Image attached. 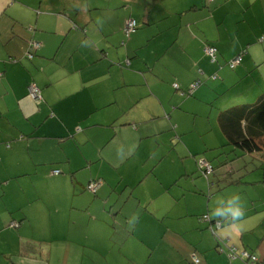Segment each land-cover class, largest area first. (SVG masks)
<instances>
[{"label":"crops","instance_id":"0c3cea01","mask_svg":"<svg viewBox=\"0 0 264 264\" xmlns=\"http://www.w3.org/2000/svg\"><path fill=\"white\" fill-rule=\"evenodd\" d=\"M0 73V264H264V202L213 215L264 184V149L230 145V178L198 165L219 113L264 94V0H0Z\"/></svg>","mask_w":264,"mask_h":264},{"label":"trees","instance_id":"16d2710c","mask_svg":"<svg viewBox=\"0 0 264 264\" xmlns=\"http://www.w3.org/2000/svg\"><path fill=\"white\" fill-rule=\"evenodd\" d=\"M137 25H138V23H137ZM33 41H35V40H33ZM30 42H32V41H30ZM30 42H29V44H30ZM208 45H213L217 48V54H216V59H217L218 50H219L218 47L213 43H210ZM37 50L33 51V57L36 55ZM29 51H30V45H29V49L27 51V54ZM239 55H242V59L240 60L239 63H237L234 67H232L231 62L236 57H238ZM27 57L30 58L28 55H27ZM33 57H31V59ZM243 57H244V53H240V54L236 55L232 60L228 61V66L231 69H235L238 65L241 64V62L243 61ZM211 59H212V61H216V59L213 60L212 57H211ZM211 77L213 79H216V78H218V74H214ZM196 82H198V85L195 88V90L200 86V84L203 81H202V79H196L190 85L189 89ZM189 89H187V91L183 90V92H184L183 95H191L195 91L194 90L192 93H189L188 92ZM218 122H219V126L221 128L222 133L225 135V137L227 139V143H226L227 145H232L233 148H235V147L240 148L244 152H255V151H259V150L264 149V94L261 95L260 97H258L257 100L253 103L245 102V103H240V104L231 106L225 110L223 109L218 115ZM201 158H205V157H201ZM205 159H207V158H205ZM207 160L212 164V162L209 159H207ZM212 166H213V164H212ZM214 169H215V167L213 166L212 173H214ZM202 172L204 173L203 170H202ZM212 173H210L208 175L206 173H204V175L209 176ZM89 191L92 192L91 190H89ZM92 193L95 194L97 192H92ZM206 216H208V215H205V217H203V218L206 219L207 218ZM218 222L219 221H217V223ZM251 254L256 255L255 253H251ZM246 263L247 264H261L262 261L259 258L257 261H254V262L246 259Z\"/></svg>","mask_w":264,"mask_h":264},{"label":"rangeland","instance_id":"374dc122","mask_svg":"<svg viewBox=\"0 0 264 264\" xmlns=\"http://www.w3.org/2000/svg\"><path fill=\"white\" fill-rule=\"evenodd\" d=\"M28 55V54H27ZM26 55V56H27ZM29 56V55H28ZM32 84V83H31ZM255 99L256 98H254L253 97V99H251V100H249V101H252V102H250V103H253V102H255ZM254 100V101H253ZM235 105H237V104H235ZM232 106H234V105H232ZM229 107H231V106H229ZM229 107H227V108H229ZM227 108H225V109H227ZM224 109V110H225ZM214 132H211V134L209 133V134H207V135H205V137L209 140V139H211V138H213V136H212V134H213ZM218 133L220 134V140H221V142H223V143H220L221 145L220 146H218L217 148H215V149H213V150H208V149H206V150H204V151H202L199 155H200V157L202 156V157H204L205 156V158H209V160H211V162H212V164H213V166L215 167V171H217L218 172V174H220V175H222L224 178L225 177H231V175L230 174H228V168L230 167V165L229 164H225L224 165V161L223 160H225L226 159V155H227V152H229L230 151V149H231V147L232 146H230V145H225L226 143H227V140H226V138L224 137V135H223V133H222V131L220 130V128H219V126H218ZM201 140H200V142H203L204 144H205V139L203 138V137H201L200 138ZM210 142H211V140H209ZM223 145H225V146H223ZM215 153L214 155H219L220 156V158H218V157H215L214 155H212L211 154V157L208 155V153ZM231 158L233 157V156H235V154H234V152H231ZM221 157H223V158H221ZM246 160H248V159H246ZM263 161H264V159H263ZM235 166L236 167H239V170H238V172H236L235 174H234V176H237V177H242V180H243V182H242V184H240L241 186H244V185H246L244 182H245V180H250V179H253V178H255V176H257V170L255 169L256 167H251L250 168V171H249V173L248 172H246V168H245V160H244V158H243V156L241 157V158H239L238 160L236 159L235 160ZM251 166L253 165V163H249ZM257 165L259 164V163H256ZM256 164H254L255 166H256ZM249 165V166H250ZM261 167H262V165H260ZM255 170V171H254ZM215 171H214V173H215ZM214 173H212L210 176H213L214 175ZM199 175L201 176V177H206L205 175H204V173L202 172V170L201 169H199ZM236 178V177H235ZM183 182H185V181H183ZM264 184L262 183V184H259V183H257V184H251L250 185V187H252V188H250L249 190H248V193H246V194H244V195H242L243 197H241V204H242V206H243V208L244 207H248V206H250V204L251 203H253L255 206H256V208L257 209H259V208H261L260 206L262 205L261 203L262 202H264L263 200H264V186H263ZM233 190H232V188L231 187H229V189H228V192L227 193H229L228 194V196H230L231 195V192H232ZM221 195H223V194H219V196H221ZM259 196V197H262L263 199H261V200H256V201H252V202H250V199H251V197L252 196ZM253 198V197H252ZM232 199V198H231ZM231 199H229V200H227V201H225L223 204H224V207L225 208H227L228 207V205H229V201L231 200ZM223 201H224V199H222ZM264 204V203H263ZM252 206V207H254L255 208V206ZM219 230V232L221 231L220 229L221 228H218ZM218 231H217V238L219 239L218 241L221 243V245L220 246H222L221 248H222V251H224V252H217L218 253V255L219 256H221V255H224L225 257H227L228 256V253H231L232 251H234L233 250V246H237L236 244L237 243H233L230 239H229V237L228 236H226V235H220V233H218ZM256 236H258L257 234H256ZM216 237V236H215ZM250 237H251V235H250ZM218 242V243H219ZM220 246L218 247V249H220ZM238 247H240V246H238ZM242 247H240L239 249H241ZM239 249H237L238 251H239V253L238 252H236L237 254H241V253H243V251H242V249L241 250H239ZM247 252H250L251 253V249H249V251H247ZM233 253V252H232ZM234 253H235V251H234ZM235 253V254H236ZM227 259L229 260V262H230V259L227 257ZM236 261V260H235ZM234 261V262H235Z\"/></svg>","mask_w":264,"mask_h":264},{"label":"built area","instance_id":"2783aa9c","mask_svg":"<svg viewBox=\"0 0 264 264\" xmlns=\"http://www.w3.org/2000/svg\"><path fill=\"white\" fill-rule=\"evenodd\" d=\"M137 20L135 18H130L127 20V23H126V31L128 34L130 33H133L136 31L137 29ZM30 51L28 52V55L29 57H33V51L37 50L40 48V43L38 41H32L30 42ZM205 51L206 53L213 58V60L216 59V54H217V48L213 45H207L205 47ZM242 59V55H239L238 57H236L232 62H231V66L234 67L237 63L240 62V60ZM0 76H1V73H0ZM198 85V82L194 83L191 88L189 89V93H192L195 88L197 87ZM174 87L176 89H180L179 85L177 83H174ZM28 90H29V94L31 97H33L35 100H40L41 98V89L38 85H36L35 83H32L29 85L28 87ZM180 92L182 94H184L183 90H180ZM198 165H199V168L202 169L204 171V173H206L207 175L212 173L213 171V166L212 164L205 158H201L199 159L198 161ZM54 173H58L60 172L58 169L56 170H53ZM102 184V181L101 180H93L91 181L90 183H88V186L87 188L89 190H91L92 192H97V190L100 188ZM208 217V216H206ZM19 223L18 222H12V225L14 226H17ZM218 224H221V222H218ZM234 253V251H233ZM243 256H245L248 260H251V261H257L258 260V257L257 255H254V254H251L249 252H244L242 253ZM198 261V260H197ZM196 261V262H197Z\"/></svg>","mask_w":264,"mask_h":264},{"label":"clouds","instance_id":"9594fccd","mask_svg":"<svg viewBox=\"0 0 264 264\" xmlns=\"http://www.w3.org/2000/svg\"><path fill=\"white\" fill-rule=\"evenodd\" d=\"M240 196L236 195L233 196L232 199L229 201V205L225 209H218L216 212H213L214 216H224L228 218L227 220H239L240 217L243 215V206L241 204Z\"/></svg>","mask_w":264,"mask_h":264}]
</instances>
